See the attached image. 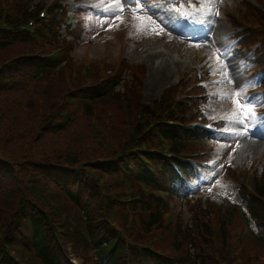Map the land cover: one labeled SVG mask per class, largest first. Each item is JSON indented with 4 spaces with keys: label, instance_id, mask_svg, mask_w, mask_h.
Wrapping results in <instances>:
<instances>
[{
    "label": "rangeland",
    "instance_id": "1",
    "mask_svg": "<svg viewBox=\"0 0 264 264\" xmlns=\"http://www.w3.org/2000/svg\"><path fill=\"white\" fill-rule=\"evenodd\" d=\"M61 2V0H11L9 6H13L12 14L20 13L21 15L25 10L27 9V5L29 3L37 4L38 2L48 4L49 2ZM90 1V3L96 4V10L98 11V14L100 15L98 17L97 26L95 28L86 27L84 29V33L81 34V37L79 39V35L76 36V34L71 36L70 40L72 43V47L69 50V56L72 60L68 66L69 69L65 70L64 75H62L59 78H54L53 81H51V89L54 91V95L57 94L58 90L65 89V84L71 82L70 77H73L75 80H77L79 77H82V70L86 69V65L89 62H92L93 68L95 64H101V62H105L107 64H112L115 66L116 60L118 58L119 52L122 49H126L128 53V61L130 67L127 68V79H132V75L137 76L140 75L142 68L138 70L137 67H135L137 64H143V66H147L148 69V77L149 80L145 81L146 88H145V101L150 98H157L160 96L165 88H167L169 85L174 83L176 75L180 73V68L178 65L174 66L170 63V61H164L162 63L154 62L153 64L150 63V59L148 54L152 51V48L160 45L167 44L169 47L179 49V51H182L183 53H187L189 55H192L193 58L197 59V61L204 62L206 58H216L218 57L215 55L212 51V49H207L206 47L196 46L192 50L185 49L184 47H179L174 41H172L169 38V35H167L166 27L167 24L156 21L155 18L146 17L137 15L134 17L132 16V13L129 11V2L126 0L125 3H122L123 0H87ZM245 0H224L223 6L221 7L220 11V17L218 20V23L220 20H223L224 23V33L219 35V40L221 42H224L226 44V49L230 51V53L233 55L236 53V50L232 49V47H228L227 43L230 38L229 34L233 30H246V27L242 23H238L237 20H233L232 16L229 17L227 5H239L241 7H245V4L242 2ZM250 1V0H246ZM67 2V1H66ZM23 3V9L20 11V6ZM161 15H159L160 17ZM21 37L22 34L18 36L16 40L13 41V47L10 49H7L6 51L0 52V75L2 73V76H4V81L0 79V94H5L9 92L10 90H16L21 89L20 85L23 81H29V78H25L21 76V73L19 71V66L22 60H24L28 55L34 54L39 52L40 54H51L54 51V46H46L45 44H41L38 46V43H34L35 45H28L31 49L30 52L22 51L21 50ZM245 48V47H242ZM206 54V57H203V55ZM8 56V57H7ZM7 57V59H6ZM240 58L238 55H234L233 59L230 60V66L228 63L229 70L233 72L236 76H239L242 78L241 85H237V89L234 88V98H233V104L240 108L237 104V100L244 102L246 99H250L252 104L255 108H261L264 106V96L261 94L256 95L255 97L249 96V87L251 85V82H249L248 74L243 73L244 66L239 63ZM135 64V66H134ZM168 64L169 67H163V65ZM176 64V63H175ZM242 68V71H241ZM147 69L145 73H147ZM94 70V69H93ZM246 72H248V68H246ZM93 71L91 72V74ZM142 75V73H141ZM43 79H35V84H37L40 87H43L45 82H41ZM128 88L131 86L130 84H127ZM23 87V86H22ZM134 87V84H133ZM121 90L125 92L126 85L121 86L118 88V90ZM32 91V90H31ZM237 92H239V96H237ZM28 96H31V94L23 93V100L22 102L15 104V101L12 97H5V101H2V98L0 99V103H2L5 111L11 110L13 112V116L15 119L19 120L21 123L20 127H14L11 119L7 116H3L0 112V154H2L0 157L5 158L8 160V162L4 163L2 167H0V177L3 175V168L6 166H12V168L20 175L24 176L26 179V183L31 182L29 177L35 178V175L39 173V171H35V168H29L27 167V162H42V160H51L52 157H48L47 154H50L52 152L47 153H41L37 148H34V145L32 144L31 140L27 137L30 132H34V140H45L46 137V129L48 128L47 123L50 121L51 118L47 120L41 121V123H38L37 118H29L27 117L25 119V116H21V113L24 109V103ZM143 97V96H142ZM147 97V98H146ZM65 106V105H62ZM70 107V105H69ZM74 108V106H72ZM245 113L241 120V123L239 122H233L232 125L235 129V133L233 137H215L214 140H202L199 142H196L198 144L195 145L196 149H205L209 147L217 148L219 150V153L223 156L224 161L222 163L223 169H221V175L218 177V179L210 184V187H201L199 192L196 196L190 199V201L183 200L184 202L182 206V217L187 221L188 223L192 222L193 218V210L191 209L192 206L202 204L204 207H209V201L208 198L204 200V196L211 195V197L214 199L213 201L217 200L219 202H230V203H236L237 198L235 197V186L230 183V180L232 178L230 177L231 174L227 173L224 167L228 166L229 164H235L239 163L243 164L244 167L249 168L251 165L254 164L255 159L259 158L258 160V167H261L263 165L262 161H264V141L259 139L260 144H258V148L255 151H244L242 146L246 143H244L247 140L250 139H256L254 136H250L249 134H243V132L239 133L241 126L247 127L249 130H254L256 127H258L259 123L256 121L258 118L255 119H249L248 118V111L247 109H244ZM40 111V109H39ZM55 110H50L49 113H53ZM71 113V110L66 111V115ZM42 114V113H41ZM43 115V114H42ZM48 115V114H47ZM38 118L41 119V115L39 114ZM86 117L85 115L80 117L78 120L79 122L84 120ZM117 120V119H116ZM259 120V119H258ZM26 121V122H25ZM58 122V121H56ZM260 122V121H259ZM37 124V125H36ZM25 127V128H24ZM35 128H39V130L36 131ZM264 130V129H263ZM260 131V135L264 136V131ZM118 132V131H117ZM75 136V135H74ZM55 140V145L52 143L53 149L61 148L64 150H67L69 154H71L73 157H78V155L83 154V148L77 149V147L74 145L73 141L71 140H65L57 142ZM46 154V155H45ZM4 155H11L12 158H7ZM62 156L63 158L66 157V155H58ZM24 159L27 162H21L17 165H14L13 162H16L18 159ZM54 158V157H53ZM2 162V161H1ZM21 166L26 172L24 175L20 173L19 167ZM221 167V168H222ZM35 171V172H34ZM34 172V173H33ZM26 174V175H25ZM35 180V179H34ZM33 180V181H34ZM32 181V183H33ZM29 188H31V185H28ZM20 193V189H19ZM6 197L8 194L5 195ZM202 196V198L200 197ZM191 197V196H190ZM189 199V198H188ZM4 201H7L6 198H4ZM0 204H4L2 200H0ZM26 204V207L24 205ZM22 210L27 209L29 211L34 210L38 213L42 212V208L36 203V201L33 198H26L25 202H22ZM4 206V205H3ZM222 210H229L228 203L227 205H224L222 207ZM9 220V217L7 221ZM6 221V222H7ZM3 222V221H2ZM0 222V237L3 234L5 236V227L6 222L2 223ZM22 225V222L20 223ZM14 228H17V225L13 226ZM27 231V230H26ZM229 244L235 246L237 244V241L234 240L230 241ZM241 248V247H238ZM188 249L187 243L183 246V250ZM248 249V248H246ZM242 247V254L236 257L234 259L233 256H228V261L221 259V264H243V260H246V256L248 253H255V255H258L259 262H262L261 264H264V250L262 249H256L251 248L250 252L246 251ZM168 253H171L170 250H165ZM179 254V253H178ZM177 254V255H178ZM236 255V254H234ZM26 256H29L28 253H26ZM180 258L185 259V253L179 254ZM240 258V259H239ZM226 262V263H225ZM244 264H248L246 261Z\"/></svg>",
    "mask_w": 264,
    "mask_h": 264
},
{
    "label": "trees",
    "instance_id": "2",
    "mask_svg": "<svg viewBox=\"0 0 264 264\" xmlns=\"http://www.w3.org/2000/svg\"><path fill=\"white\" fill-rule=\"evenodd\" d=\"M19 9L20 11L23 9V3L21 4ZM0 14H1V10H0ZM0 19H1V15H0ZM24 30L27 31L26 29ZM0 35H1L0 52L6 51L7 49L13 47V44L11 43L10 40H7V38L3 39V31L1 30V23H0ZM20 44L22 51L30 52L31 49L29 48L28 45H33V42L32 40H30V38L22 39ZM64 72L65 69L57 70L54 78L61 77L62 75H64ZM44 74H47V72ZM53 79L51 81H53ZM51 81L46 82V84L43 87H40L34 83V89L32 91L29 89L28 83H26L23 87L22 85H20L21 89L10 90L5 94H0V99L2 98V101H5V97L10 96L15 101V104H18L23 100V93L29 92L31 96H28V98L26 99L21 116H25V119L27 117L37 118L39 120L38 123H41L42 119L47 120L49 118L52 119L55 117V114H57L56 109L58 107V101L63 97L64 92L68 89V83H67L64 85L66 90L65 89L58 90L57 94L54 95V91L50 88L52 85ZM52 109L55 111L53 113H49V111ZM0 112L2 113L3 116H7L11 119L14 127L21 126L22 122L14 118L13 112L11 110L5 111L2 103H0ZM39 114L41 115V119L38 118ZM85 117L86 118L81 122L75 123L70 128L61 129L60 132H58L57 129L48 127L45 130L47 133L46 134L47 138L43 141L34 140L35 133L30 132L27 137L31 140L32 144L34 145V148L38 147L37 149L41 153H47L53 151L52 153L47 154L48 157H52L51 160L49 161L42 160V162L31 163V162H27L24 159L19 158L16 162H13V164L17 165L21 162H27L28 163L27 167L29 168L33 167L35 168V171H39V173L35 175V178L31 176L29 177V179L31 180V182L29 181V185L32 184V188L34 190V191H30L32 192L30 196L35 197V200L38 201L40 205L46 207L47 209L50 208L47 205V201H48L47 197H49L50 194H52L53 196L54 195L53 190H58L62 186L63 182L67 181L66 191L70 197H74L75 193L77 192V189L80 188L81 191H83L84 198L85 197L88 198L86 202L84 200L83 208H85V213L89 218V224L92 226V228H95L97 224V220L95 219L96 216L98 217L97 219L103 218L104 214H109L110 210L112 209L111 207L112 204H110L109 206L107 205V207L105 208L106 205L101 202L100 196L106 194L108 196L107 200H111L109 196V191H113L112 190L113 187L110 186L106 189V191H102V189H100L94 183L92 177L90 178V176L87 175L85 171H82L83 169L78 172L74 170L77 167L79 168V166H86L87 169L91 168L93 171L105 172L106 167H104V165L107 166V168L108 167L110 169L114 168L115 170L116 164L112 161H109L110 158L118 159L119 150L124 145L129 147L131 150L134 137L133 134H131L132 132L130 133L128 130H125L123 126H121L118 132L116 131L112 135V139H113L112 144H114V146L109 145L107 140L103 141L101 138L98 137V134L95 133L96 128H93L94 125L91 118V110H89V112ZM120 121L121 120L119 119V115L117 114L112 119L113 125L117 124ZM33 129H36V131L39 130V128H35V127H33ZM55 140L57 142L72 140L74 145L77 147L75 151L83 148V154L78 155V157H73L71 154L67 152V150L57 147L53 149L52 143H54L55 145ZM101 142L107 144L112 152V156L110 158L109 157L106 158L105 162L102 161V159L105 158L103 154L100 155L101 157L98 156L100 154L98 153V146L101 144ZM185 145H186L185 142L183 143V141L181 140L179 141L175 140L176 149H180L182 146ZM1 155L2 154H0V156ZM58 155H66V157L63 158L62 156H58ZM4 156H6L7 158L13 157L11 155H4ZM134 159L136 163L137 175L138 177L140 176L142 177L145 172L143 171L141 164L136 160V157H134ZM3 160L8 162V160H6L5 158L0 157V167L4 165V163L1 162ZM17 167H19L21 175L22 174L24 175L26 171L21 166H17ZM66 170L74 171V172H72L70 175H67ZM114 170H112L110 174H113L112 172ZM16 173L17 172L12 168V166H6L5 168H3V175L0 177V200L4 202V204H0V222L3 221L2 223H5L9 217V220L6 222L7 225L15 219L16 217L15 214L17 211H19L18 209L19 207L18 205L20 203L19 193H18L17 181L14 176V174ZM22 178L23 181L25 182L26 181L25 177L22 176ZM112 181L114 183V179ZM148 181L151 182V180L149 179ZM37 186H42V187L39 190ZM6 194H8L7 197L5 196ZM4 198H6L7 201H4ZM256 203L259 206L260 202L256 201ZM160 215H161L160 211H157L153 215L152 221H156L157 219H159ZM31 219H32V236L34 240L36 258L38 260H42L46 264H66L65 260L63 259L60 253V250L57 247V244L52 236L50 229L47 227L45 220L34 216ZM199 221L200 220L195 222L196 229L194 230V232L197 231V235L195 236L194 234L193 235L190 234V236H192L193 247L201 246L202 245V243L200 242L201 240L207 241L206 238L204 237V234L209 231L208 229H206V231L202 229L200 230L199 228L200 226L198 225ZM263 225H264V221H263ZM198 233L200 234V236L198 235ZM184 241L185 239L181 238V240L179 241V245H182ZM208 241L212 246L213 243L210 242V239ZM225 241L226 239L224 238V242ZM107 247L109 246L107 245ZM107 247L102 248L101 250L104 251ZM227 250H229V247H227ZM230 255L231 254L229 252H226L225 257H223L222 260L224 258H225L224 260L228 259V256ZM233 257L234 259H236V257L238 258L237 254L233 255ZM207 260L211 261V258L208 257ZM245 261L248 264L262 263L259 262L258 255H255V253H248V255L246 256V260H243V264ZM7 264H13V263L8 261ZM109 264H126L124 245H122L119 248V251L111 258ZM165 264H182V262L179 259H176L172 262H167ZM209 264H221V263L209 262Z\"/></svg>",
    "mask_w": 264,
    "mask_h": 264
},
{
    "label": "bare ground",
    "instance_id": "3",
    "mask_svg": "<svg viewBox=\"0 0 264 264\" xmlns=\"http://www.w3.org/2000/svg\"><path fill=\"white\" fill-rule=\"evenodd\" d=\"M123 1H126V0H123ZM216 33L219 34V35H221V34L224 33V23H223V20H220V22L218 24V27H217ZM239 79L242 80L241 77H239ZM239 85H241L240 82H239ZM244 143H246V144H244L242 146L243 150L245 149L244 151H250V150H252V151H255L256 152V150L258 148V144H260V141H259V138L256 137V139H250V140L245 141Z\"/></svg>",
    "mask_w": 264,
    "mask_h": 264
},
{
    "label": "snow or ice",
    "instance_id": "4",
    "mask_svg": "<svg viewBox=\"0 0 264 264\" xmlns=\"http://www.w3.org/2000/svg\"><path fill=\"white\" fill-rule=\"evenodd\" d=\"M235 55V54H233ZM219 58V57H218ZM230 60H231V57L228 58V63H229V66H230ZM239 92H237V96H239ZM237 104L238 106L241 108V109H247L248 111V114L251 116L253 114H255V111H254V105L252 104L251 100L250 99H246L244 102H241L239 100H237Z\"/></svg>",
    "mask_w": 264,
    "mask_h": 264
}]
</instances>
